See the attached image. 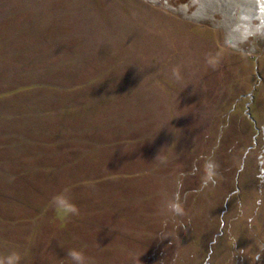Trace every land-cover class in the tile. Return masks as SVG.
<instances>
[{
  "label": "rangeland",
  "instance_id": "obj_1",
  "mask_svg": "<svg viewBox=\"0 0 264 264\" xmlns=\"http://www.w3.org/2000/svg\"><path fill=\"white\" fill-rule=\"evenodd\" d=\"M231 8L0 0V264H264V19Z\"/></svg>",
  "mask_w": 264,
  "mask_h": 264
},
{
  "label": "bare ground",
  "instance_id": "obj_2",
  "mask_svg": "<svg viewBox=\"0 0 264 264\" xmlns=\"http://www.w3.org/2000/svg\"><path fill=\"white\" fill-rule=\"evenodd\" d=\"M227 1H228V3L233 4V8H231V10L233 9V10L237 11L238 18H237L236 22L230 26L231 27L230 28L231 35L234 37L235 40H240L242 38V36L245 37L246 34L248 36L250 31L254 30L250 24V20H252V18L249 17L250 14H252L254 12L257 19L258 18L260 20L264 19V0H250V1H252V4L254 7L252 9L253 12L251 11L248 14H246V9H247L248 5H250V3L248 5H246L244 0H227ZM241 21H243V24L245 26L244 28H243Z\"/></svg>",
  "mask_w": 264,
  "mask_h": 264
},
{
  "label": "clouds",
  "instance_id": "obj_3",
  "mask_svg": "<svg viewBox=\"0 0 264 264\" xmlns=\"http://www.w3.org/2000/svg\"><path fill=\"white\" fill-rule=\"evenodd\" d=\"M211 179H212V172H211V166H209V173H208V176H207V178L205 179L204 182L207 183ZM170 207H171L172 212L175 215H179V207L174 201L170 205ZM160 239L161 240H165L166 239V235L165 234H161ZM67 256L72 261V264H83V257L76 250H69L67 252Z\"/></svg>",
  "mask_w": 264,
  "mask_h": 264
}]
</instances>
